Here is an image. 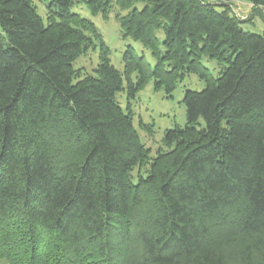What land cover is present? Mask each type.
Instances as JSON below:
<instances>
[{
    "label": "trees",
    "instance_id": "1",
    "mask_svg": "<svg viewBox=\"0 0 264 264\" xmlns=\"http://www.w3.org/2000/svg\"><path fill=\"white\" fill-rule=\"evenodd\" d=\"M76 3L51 0L44 24L31 0H0V262L264 264V29L226 3L86 0L103 18L144 4L115 19L154 65L128 46L120 73ZM190 75L205 87L184 91L186 123L151 158L115 96L152 82L171 98Z\"/></svg>",
    "mask_w": 264,
    "mask_h": 264
},
{
    "label": "rangeland",
    "instance_id": "2",
    "mask_svg": "<svg viewBox=\"0 0 264 264\" xmlns=\"http://www.w3.org/2000/svg\"><path fill=\"white\" fill-rule=\"evenodd\" d=\"M36 9V13L44 24L48 21L49 4L51 0H31ZM86 0H77V3L71 8V12L79 15L83 19L92 22L99 34L102 36L105 46L109 50L108 58L110 64L120 73L124 70L123 55L128 46H130L136 57H143L150 67L154 65L150 51L144 48L140 43L134 42L130 38H123L121 27L115 19L116 15L125 16L133 8L141 10L143 3H136L128 10H121L114 3L112 9L106 18L101 15H91L85 3ZM208 4L217 5V9L222 4H227L230 8V14L241 20V28L244 31L261 35L264 29V6L254 5L248 1L232 0L223 2L222 0H203ZM257 8V10H254ZM53 9V8H52ZM156 37L162 41L163 35L161 31L156 32ZM100 46L99 42L94 40L93 46L83 55L78 57L73 63V68L80 72L81 77L84 75H94V69L99 63ZM203 65L209 69L210 73L216 77L219 72V66L214 61H203ZM77 79L72 82L75 83ZM135 80V75L132 76ZM125 86V83H124ZM205 87L203 81L196 76H186L184 80L178 84L172 97L168 98L163 91H155L153 83L150 82L141 91H139L134 99L128 100L124 91L118 92L115 96L118 105L126 111L128 105L132 113L133 125L137 131L141 144L149 149L150 157L156 156L158 149L162 145V139L166 130L173 129L175 126H184L186 123L185 107L182 98L185 90L201 91ZM227 253L229 248H222ZM257 258V257H256ZM0 264H6L0 262Z\"/></svg>",
    "mask_w": 264,
    "mask_h": 264
}]
</instances>
